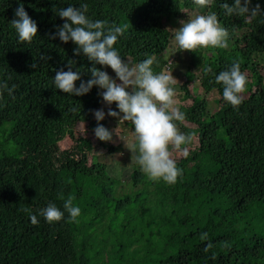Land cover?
I'll return each instance as SVG.
<instances>
[{"label": "trees", "instance_id": "trees-1", "mask_svg": "<svg viewBox=\"0 0 264 264\" xmlns=\"http://www.w3.org/2000/svg\"><path fill=\"white\" fill-rule=\"evenodd\" d=\"M80 2L24 0L38 34L20 42L10 23L19 0H0V84L15 85L11 94L0 87V264H264V74L258 60L264 55V17L229 16L223 0H87L93 19L126 26L115 45L120 54L131 63L152 55L156 71L178 49L170 25L198 9L216 11L230 31L227 48L184 50V58L178 51L173 61L187 63L179 73L185 79L179 107L186 117L177 124L196 133L190 155L177 159L182 177L174 184L153 181L135 164L130 190L107 163L91 156L89 135L98 121L90 110L103 104L98 86L75 96L54 85L56 70H66L70 59L84 80L91 77L94 62L77 56L74 42L50 36L64 22L54 6ZM257 2L264 7V0ZM234 61L248 76L249 95L241 93L238 106L225 101L222 83L203 71L211 65L218 74ZM197 76L206 94L219 96L214 113L209 98L193 93L190 82ZM67 137L72 145L62 149ZM69 195L82 209L76 220L66 211L52 223L39 215L49 202L63 209ZM121 214L116 242H99L97 234L113 231L107 217ZM201 232L208 237L201 239Z\"/></svg>", "mask_w": 264, "mask_h": 264}, {"label": "clouds", "instance_id": "clouds-1", "mask_svg": "<svg viewBox=\"0 0 264 264\" xmlns=\"http://www.w3.org/2000/svg\"><path fill=\"white\" fill-rule=\"evenodd\" d=\"M203 4L204 0H196ZM87 0H81L79 6L68 4L54 11L64 19L62 25H55L56 30L50 33L52 39L57 37L63 42H74L77 47L73 49L78 56L83 53L94 62L89 69L91 77L82 78V72L73 66V60L68 61V67L56 70L53 78L56 89L75 96L89 93L93 87L100 89L102 102L108 105L107 112L104 107L91 109L98 121L93 132L102 141H111L113 131L105 126L102 121L106 116L118 118L119 122L131 121L134 125V142L131 144L132 162L138 164L147 177L153 181L162 180L168 184H174L183 175V168L173 157L178 152L183 157L190 155V145L195 132H183L179 129L177 121H183L186 113L176 104V88L178 79L173 70L166 67L156 71L153 67L154 57L146 54V58L138 63H131L125 59L115 46L119 37L123 35L126 26L113 23L111 26L107 20L93 19L88 14ZM221 8L226 14H235L245 20L264 17V7L253 0H223ZM18 40L31 42L38 34V23L26 10L24 0H19V6L15 8V18L11 20ZM181 26L176 28L174 40L182 50L195 51L201 47L229 46V29L224 26L216 11H208L188 19L180 20ZM43 59L48 58L42 55ZM96 64L104 65V68L96 67ZM110 66L116 76L113 77L106 70ZM32 67H37L33 64ZM205 73H212L217 83L223 85V98L233 106H238L243 100L248 76L242 71L239 61H234L229 67L215 73L211 65L205 66ZM79 81V84H77ZM11 94L12 88L7 82L0 84ZM113 104L115 108L111 107ZM118 109V110H117ZM78 111L77 107L71 109ZM75 197L69 195L64 200L63 209L55 202H49L39 209V215L49 223L61 220L65 211L69 218L76 220L82 212L79 204L74 203ZM33 223L38 222L36 213L31 215ZM201 239L208 237L207 232H201ZM212 243L206 245L211 248Z\"/></svg>", "mask_w": 264, "mask_h": 264}, {"label": "rangeland", "instance_id": "rangeland-1", "mask_svg": "<svg viewBox=\"0 0 264 264\" xmlns=\"http://www.w3.org/2000/svg\"><path fill=\"white\" fill-rule=\"evenodd\" d=\"M199 14H205L204 8L198 9V12L196 15ZM195 14L191 17L196 16ZM181 26L180 21L173 23L170 25V28L173 29V31H176V28H179ZM176 46L178 49H175V51H171V55L169 58V61L172 60L174 61L176 59V56L178 55L177 52L181 54V56L184 58L187 56L188 53L184 50L180 49L178 44L176 43ZM186 55V56H185ZM178 60V59H177ZM258 60L261 62L263 65L262 73L264 74V55L258 56ZM181 61V62H180ZM176 66L172 65L170 66V69L173 70L174 76L178 79L175 88H176V104L179 106V97L182 95V92L180 90L181 84L184 82V78L179 74L182 71H185L187 69V63L184 61L180 60ZM110 75L113 77L116 76L114 70L112 68L107 70ZM190 85H192V90L193 93L196 94L197 96H200L202 98H209V108L212 113L216 112L218 107H219V96L217 92L210 93L209 95L206 94L201 86H200V81L198 80L197 77H192ZM249 95V91L246 90L243 93L244 97H247ZM101 107L105 108V111L107 112L108 105L105 103L102 104ZM111 107L115 108L116 105L113 104ZM118 110V109H117ZM106 125L110 127V130H115L113 131V139L111 141H108L107 145L103 147L98 142V139H96L95 134H90L93 139V144H94V149L91 152L92 157L98 158L100 161H103L108 164V167L111 171L112 174L117 176L120 180L124 181L128 189H132V186H130L131 181V174L133 171V167L136 163L132 162V149H131V144L134 142V125L132 124L131 121L129 123H121L119 122L118 118L112 117L110 115L106 116V119L104 120ZM120 124H119V123ZM180 129V128H179ZM181 130V129H180ZM182 131V130H181ZM79 133H83L84 129L80 128L78 130ZM78 134V133H77ZM196 140L193 139L191 144H195ZM72 145V141L69 137L64 139L61 143L60 146L62 149H68ZM110 145H113L115 147H120L121 151H115V152H109L108 148H110ZM180 154L178 152L173 153V157L177 160L179 158ZM130 193V192H127ZM112 224L113 231L111 234H97L99 236L100 240L99 242H102L101 239L107 240L111 244L116 242L115 240L118 238L117 232L120 231L121 225L124 223V215H118L117 217H107L106 221H110ZM101 227V226H100ZM97 228V227H95ZM99 229V228H98ZM96 230V229H95ZM97 257V256H96ZM95 257V261L99 262L100 258Z\"/></svg>", "mask_w": 264, "mask_h": 264}, {"label": "built area", "instance_id": "built-area-1", "mask_svg": "<svg viewBox=\"0 0 264 264\" xmlns=\"http://www.w3.org/2000/svg\"><path fill=\"white\" fill-rule=\"evenodd\" d=\"M172 63H173L172 60L168 61V64L166 65V67L170 68V66L172 65Z\"/></svg>", "mask_w": 264, "mask_h": 264}]
</instances>
